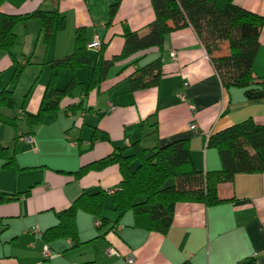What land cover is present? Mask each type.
<instances>
[{
	"label": "crops",
	"instance_id": "obj_1",
	"mask_svg": "<svg viewBox=\"0 0 264 264\" xmlns=\"http://www.w3.org/2000/svg\"><path fill=\"white\" fill-rule=\"evenodd\" d=\"M234 4L264 16V0H233ZM117 3L109 22L111 5ZM56 10L64 16L62 28H53L45 44L36 19L17 24L11 49L0 50V92L12 87L14 109L0 106V114L25 119L44 104L49 82L64 89L71 79V97L47 112L32 129V141L19 138L15 166L2 168L0 159V264H236L254 257L264 264V173H237L231 182L218 185V196L230 199L214 206L197 202L177 205L165 234L133 227L130 212L118 222L111 203L118 189L116 165L75 177L80 166L117 148L125 154L132 144L152 149L178 138L190 141L195 169L206 172L221 167L217 152L206 145L210 133L249 120L264 124V97L249 100L243 90L225 91L205 49L190 26L167 33L160 52L162 76L156 85L130 89L129 75L137 65L155 59L159 50L139 52L138 64L118 62L98 81L99 64L117 55L122 34L139 30L153 19L149 0H4L1 10L25 13ZM86 29V48L92 62L71 71L53 67L52 61L71 54L77 28ZM95 37L104 48H89ZM253 61V76L264 84V25ZM175 51L177 58L171 57ZM17 65L23 69L13 82ZM93 77L91 87L88 79ZM13 85V86H12ZM82 103L80 107L71 102ZM153 121L156 125H153ZM194 122L196 127L189 124ZM0 122V143L11 150L13 130ZM9 126V125H8ZM69 141H75L74 146ZM105 192V225L82 210L75 219L79 244L66 238L44 244L37 232L57 222L54 211L66 208L82 192ZM47 246L50 256L43 254ZM114 248L117 254L108 255ZM132 257V262L127 258Z\"/></svg>",
	"mask_w": 264,
	"mask_h": 264
},
{
	"label": "trees",
	"instance_id": "obj_2",
	"mask_svg": "<svg viewBox=\"0 0 264 264\" xmlns=\"http://www.w3.org/2000/svg\"><path fill=\"white\" fill-rule=\"evenodd\" d=\"M0 0V50L8 52L14 45L17 24L30 19L38 20L42 40L49 41L53 28L64 26V16L56 10L35 9L25 13H6L1 10ZM153 9V19L139 30L122 34L121 51L99 64L98 81L104 80L118 62L136 63L132 58L139 52L150 48L159 50L152 61L137 65L129 75L130 89H143L156 85L162 76L161 50L167 33L190 26L206 51L219 82L225 91L233 87L243 90L245 98L252 100L264 97V84L253 76V61L259 47V30L264 25V16L234 4L233 0H149ZM117 3L111 5L109 22L114 15ZM86 29L77 28L74 36V48L64 58L53 60V67H67L71 71L87 66L92 62V54L86 48ZM100 41V40H99ZM100 51L104 43H100ZM23 66L17 65L13 73L14 83ZM93 77L88 79L91 87ZM71 79L64 89L49 82L44 104L35 115L25 121L31 132H20L16 117L0 114V122L14 129L11 150L0 143L2 168L15 166L14 155L20 151L18 139L32 136V129L43 121L47 112L55 111L62 98L71 97L75 87ZM13 86V85H12ZM70 106L80 107L82 103L71 102ZM0 106L14 109L12 87L0 92ZM153 125L156 122L153 121ZM206 145L215 149L221 167L201 172L193 166L190 141L178 138L152 149L140 147L135 142L132 151L125 154L124 148H117L104 157L80 166L73 172L81 177L91 170H101L116 165L120 173L119 187L111 195L113 209L118 213L116 222L127 212L133 218V227L165 234L171 226L175 208L180 203L197 202L205 206H214L230 199L218 196V185L231 182L237 173H264V124H255L249 120L233 124L222 130L210 133ZM136 162V163H134ZM134 166V167H133ZM172 180L171 184H167ZM8 197H0L7 201ZM105 192H82L66 208L54 211L56 224L41 232L44 244L59 238L69 239L71 246L79 244L76 213L82 210L91 214L101 225L107 223L103 218ZM99 226V225H98ZM183 264H189L188 262ZM236 264H257L254 257H247Z\"/></svg>",
	"mask_w": 264,
	"mask_h": 264
},
{
	"label": "built area",
	"instance_id": "obj_3",
	"mask_svg": "<svg viewBox=\"0 0 264 264\" xmlns=\"http://www.w3.org/2000/svg\"><path fill=\"white\" fill-rule=\"evenodd\" d=\"M88 47L89 48H99L100 47V41H99L98 37H95L94 40L92 41V43L88 45ZM171 57H173V59L177 58V54H176L175 51L171 52ZM189 126L191 128H194V127H196V124L194 122H191L189 124ZM21 138H23L27 142H31L32 141V136H21ZM68 144L71 145V146H74L76 144V142L75 141H69ZM99 224H100V222L98 220H96L95 221V225L98 226ZM38 230H37V232L40 235L41 232L38 231ZM43 254H44L45 257H49L50 256V251H49L47 246L44 247ZM107 254L108 255H114V254H117V252H116V250L114 248L110 247V248L107 249ZM132 260H133L132 257L127 258V262H129V263H131Z\"/></svg>",
	"mask_w": 264,
	"mask_h": 264
},
{
	"label": "rangeland",
	"instance_id": "obj_4",
	"mask_svg": "<svg viewBox=\"0 0 264 264\" xmlns=\"http://www.w3.org/2000/svg\"><path fill=\"white\" fill-rule=\"evenodd\" d=\"M6 127H8V128H6ZM4 128H6L8 131L10 130H13V132H14V129L11 127V126H8V125H4ZM18 128H22V129H24V124L23 123H21V122H19V125H18ZM134 163H136V162H134ZM134 167V166H133ZM172 183V180H169L168 182H167V184H171Z\"/></svg>",
	"mask_w": 264,
	"mask_h": 264
}]
</instances>
